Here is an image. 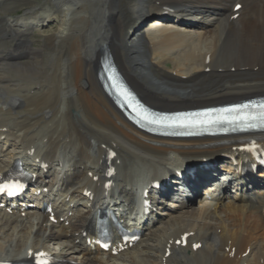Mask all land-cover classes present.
I'll return each mask as SVG.
<instances>
[{
    "label": "bare ground",
    "instance_id": "6f19581e",
    "mask_svg": "<svg viewBox=\"0 0 264 264\" xmlns=\"http://www.w3.org/2000/svg\"><path fill=\"white\" fill-rule=\"evenodd\" d=\"M47 1L58 7L60 27L58 34L45 37L40 49L28 50L20 44L30 40L28 30L43 24L49 14L34 19L24 30L8 19L0 22V36L11 32L15 41L14 47L0 49V139L17 145L0 149L7 158L0 163V175L18 157L37 174L38 188L52 191L44 199L37 197L35 211L22 210L24 216L19 209L8 214L0 208V238L6 236V245H0V263H19L38 251L51 253L44 243L58 240L70 244L52 255L62 264H264V169L258 177L239 179L232 195L229 188L199 207L185 200L176 215L166 212L168 218L160 228L153 227L160 218L152 214L150 222L137 226L146 237L123 253L102 252L87 232L97 203L139 198L160 181L166 189L159 192L165 195L185 163L197 165L194 172L182 175L180 183L191 185L184 192L187 195L208 176H216L222 164L215 165V159L222 155L230 156L225 163L232 178L238 177L233 160H254L253 153L264 159V140L248 152L240 149L246 142L237 137L168 140L135 129L101 89L95 70L98 47L111 49L129 84L155 107L183 109L264 95V0ZM237 2L242 7L234 15ZM167 9H204L201 14L214 16L195 25L201 30L198 34L163 26L148 38L141 30L147 18L180 21L168 14L172 11L163 15ZM94 10L99 11V30L90 40ZM183 48L181 62H171L169 52ZM164 63L172 64L173 74L163 70ZM29 151L33 163L24 156ZM106 181L112 182L105 186ZM85 190L93 194L91 201L86 198L90 204L85 211L74 209L70 216L73 209L66 202V211L56 212L55 217L69 221L66 228L63 223L56 228L38 209L53 194L69 196V201L85 208ZM186 233V245L177 244ZM88 239L86 246L75 243L85 244Z\"/></svg>",
    "mask_w": 264,
    "mask_h": 264
},
{
    "label": "rangeland",
    "instance_id": "374dc122",
    "mask_svg": "<svg viewBox=\"0 0 264 264\" xmlns=\"http://www.w3.org/2000/svg\"><path fill=\"white\" fill-rule=\"evenodd\" d=\"M47 2H49V1H47V0H30V2H25L23 0H4V1L0 2V22L4 23V21L6 19H8L11 22L17 23V27L22 28L23 30L25 29V26L27 24L34 22L33 21L34 19H36L35 20V22H36L37 20H41V18L44 19L49 14V16H48L49 22L45 18L44 19L45 22L43 24H40L37 27H34L32 30L30 29V31L28 30L27 36L29 35L30 40H28L27 43L20 44L22 47H27L28 50H31L32 48H34V49L39 48L40 49L44 44L45 37L58 34V29L60 27V18H59L60 15H58V7L52 6L51 4L48 5ZM169 11H172V13L173 12L177 13L178 15H181V16L183 15L184 17L182 16L180 18V21L175 22V23H170V21H165V20L163 22H161L160 20H158V17L147 18L146 20H144L142 22V24H141L142 29L141 30L144 32L145 35L148 36V38H150V36H152V35L154 36V33H156L155 30L157 28H160L163 26L170 28V29H173V30H176V31H179V32L189 34V35H195V33L198 34L201 31L195 25L197 23H201V22H204L207 20H211L213 18L212 16H214L213 14L210 16V12H205V13L203 12V14H201L200 11H204V9H202L200 11H198V9L197 10L192 9V10H190V12H182L179 9H174V10L173 9H167V11L164 12V14H167ZM31 12H33V13L30 14L29 17L26 16L28 13H31ZM93 12L94 13H92V16H91V21L93 22L92 23L93 32L89 35L90 40H91V37L96 32H98V30H99L98 24H97L98 19H99V11L94 10ZM188 18H191L190 20H192V21L193 20L197 21V23L193 22L194 24L191 25L192 21H189ZM162 19H164V18H162ZM185 19H187V22H185V24H182L181 20H185ZM23 20L25 22H23ZM140 22L138 23V26L140 25ZM21 23L24 26L19 25ZM150 32H152V33L150 34ZM8 34L9 35H1L0 36V42H1L0 43V49L6 50V49H10L11 47H14V45H15V41H13L14 35L11 32H9ZM208 39H209V37H208ZM207 40H206V42H208L210 39L208 41ZM4 42H5V44H4ZM95 49H96V45H95ZM95 49H94V51H95ZM184 52H185L184 48L179 49L177 51H174V50L170 51L168 54L170 57L169 60L171 62H177V61L181 62V57L183 56ZM162 68L164 71H166L168 73H172V74L174 73V69H173V66L171 63H164L162 65ZM188 75H190V73H188ZM183 77H187V76L183 75ZM4 141H5V139H4ZM4 141L2 140L1 144H3ZM11 146L17 147L16 145H13V144ZM4 147H7V146L5 145ZM4 158H5V156L0 155V160H3ZM197 160H199V159H197ZM77 212H81V211H77ZM176 213L177 212H174V215H176ZM167 218H165L164 221ZM156 223H159V222L155 220L154 224H156ZM157 226H158V228H160V226H162L161 222ZM156 227H154V228H156ZM146 232L147 231L145 230V233ZM145 237H146V235H145ZM45 243H44L45 247L49 251H51L52 253L55 252L57 254L61 250L60 245L57 244L58 240H55V241L52 240V242H51V240H49ZM0 245H6V236L2 235V237L0 238Z\"/></svg>",
    "mask_w": 264,
    "mask_h": 264
},
{
    "label": "snow or ice",
    "instance_id": "6c2138e0",
    "mask_svg": "<svg viewBox=\"0 0 264 264\" xmlns=\"http://www.w3.org/2000/svg\"><path fill=\"white\" fill-rule=\"evenodd\" d=\"M237 7H239V5H237ZM8 187H9V186H7V185H0V193H3ZM8 194H9V195H13L14 192H12V191H8Z\"/></svg>",
    "mask_w": 264,
    "mask_h": 264
}]
</instances>
